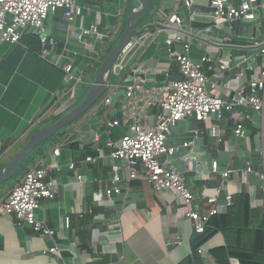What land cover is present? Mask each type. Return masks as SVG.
Here are the masks:
<instances>
[{"label":"crops","instance_id":"crops-1","mask_svg":"<svg viewBox=\"0 0 264 264\" xmlns=\"http://www.w3.org/2000/svg\"><path fill=\"white\" fill-rule=\"evenodd\" d=\"M76 1L83 7L82 17L71 25L60 9L44 20L46 33L56 40L54 45L47 46L46 54H41V45L37 49L29 48L27 39L18 44L0 43V169L21 150L32 133L86 96L94 78V68L121 37L128 13L139 5V0ZM210 2L190 0L191 7L188 8L183 0H146V10L141 18L147 23L161 25L156 30L161 40L177 35L176 31L162 27L164 23L172 22V14L189 18V31H184L181 41L171 44L183 45L190 41L188 55L192 58L202 40H208L205 42L206 54L212 55L202 63V70L212 77L219 66L225 67L217 86L222 89V96L228 98L239 87L258 77L264 58L257 59L255 68L247 64L248 57L255 51L243 45L251 39L225 31L222 22H212ZM120 7L122 16L118 18ZM253 7L256 19L258 8L264 10V0H256ZM80 25L86 28L96 25L101 32L113 28L114 33L107 41L88 35L79 38L76 33ZM25 33L34 34L31 28ZM256 33L264 35V15ZM148 46L134 55L119 76L110 75V94L104 93L83 116L36 146L26 156L24 169L0 184L1 199L26 170L48 165L47 179L53 182L54 197L40 200L35 217L55 231L52 239L43 238L28 224H17L13 214L0 212V264L187 263L193 231L183 214L185 206L173 190L154 191L144 180H128L124 162L118 161L119 193L106 194L112 185L111 166L115 165L106 161L109 156L106 142L116 141L128 132L127 124L123 122L108 125L109 121L121 116L125 86L135 79L147 88L163 86L179 77L174 60L178 51L172 49L171 62L163 63L151 55L154 42ZM64 63L72 64L71 71L75 76L83 75L79 91L66 79L61 68ZM241 110L248 112L237 106L223 111L220 117L209 114L203 120L205 129L195 130L197 136L203 138L204 144L219 143L228 147L237 139L233 128ZM155 112L154 107L147 110L149 121ZM190 121L191 128L196 129L198 121L193 118ZM244 124L246 135L241 139L248 148H254L258 144L259 124L253 117ZM212 127L219 129V139L210 133ZM56 148L58 153L54 154ZM88 157L90 161L86 160ZM165 162L173 166L174 160L168 156ZM71 163L73 169L69 168ZM77 175L82 179L78 180ZM184 175L194 194L192 208L201 215H206L213 207L207 201L210 197L216 196V205L220 206L226 205V196L232 199L247 194L251 227L264 229V190L249 184L242 172L230 171L226 177L214 172L195 179L188 167ZM120 193H124L121 202L116 200ZM113 227L117 233L110 230ZM175 236H181L183 241L167 244ZM228 238L232 239L230 235ZM225 245V236L217 231L200 248L209 254L212 249ZM51 247H56L55 252L47 251ZM228 264L241 263L237 257H229Z\"/></svg>","mask_w":264,"mask_h":264},{"label":"built area","instance_id":"built-area-1","mask_svg":"<svg viewBox=\"0 0 264 264\" xmlns=\"http://www.w3.org/2000/svg\"><path fill=\"white\" fill-rule=\"evenodd\" d=\"M255 1L240 0V6L237 7L225 3L224 0H211V21H228L235 24L240 21L253 20L255 16L253 3ZM183 3L188 8L191 7L190 0H183ZM59 9L69 25L75 19L82 17L83 7L76 0H0V43L18 44L26 30L31 28L39 39L41 54H46L47 46L54 45L56 40L46 33L44 20L49 14L55 13ZM120 16H122V7L118 10V18ZM171 18L172 22L175 23H164L162 26L164 29L177 32L174 38L166 40L168 44L173 41H181L182 35L185 33L180 26L182 18L177 13L172 14ZM208 28L210 27L208 26ZM78 29L76 35L79 38L88 35L107 41L114 33L113 28L101 32L96 25H90L88 28L80 25ZM202 41L205 43L208 40ZM190 43L189 41L183 44L187 52ZM243 47L254 51H264V40H253L244 44ZM207 59L208 57L205 56L201 59V64H196L188 53L176 54L174 60L178 66L179 77L169 85L147 88L137 79L127 84L125 86V100L120 107L121 116L109 121L108 125L115 126L119 122H123L127 124L128 132L116 141L108 140L106 142L109 155L124 162L128 180H144L152 186L154 191L170 189L175 192L180 202L185 206L183 214L189 219L192 231L195 233H201L209 216L217 212V197L207 199L209 203L213 204V207L206 215H201L192 208L194 194L187 183L186 176L177 172L173 167L167 169L166 158L176 151L177 146H166L164 140L166 135L172 131L174 122L190 118L203 121L215 110L218 111L217 116L220 117L223 111H230L239 106L244 109H251L260 117L258 137H262L264 134V66L256 79L239 87L230 97L224 98L222 89L217 86V82L225 67L219 66L212 77H209L202 70V63ZM97 66L94 68V75L98 69ZM61 68L71 85L83 82V75L75 76L72 73L71 63H64ZM111 86L112 84L105 91L107 95L112 91ZM151 107L156 108L155 127L150 126L147 113ZM251 118L249 112L238 111L237 121L233 128V133L237 138L245 137L244 121L251 120ZM210 133L219 139V129L212 127ZM188 144H191V141L184 142V145ZM53 153L57 154L58 149L56 148ZM163 155H166L164 160L161 159ZM86 160L90 161L91 158L88 157ZM73 167L72 163L69 164L70 169ZM118 168V165L111 166L113 172L112 185L106 190L107 196L111 192L119 193L117 187L119 181ZM49 169L48 165L29 168L19 182L0 199V212L13 214L17 224H28L39 236L52 239L55 231L35 217V211L39 207L40 200L43 198L49 200L54 197L53 182L47 179ZM229 172H223L221 175L226 177ZM242 174L246 176L247 171H243ZM260 178L264 179V176L260 175ZM77 179L81 180L82 176L77 175ZM262 189L264 190V187ZM225 199L226 206L230 205L231 198L226 196ZM68 223L69 219L66 217V226ZM182 241L181 236H175L173 240H168L167 244H179ZM55 250L56 247H51L47 251L55 252ZM196 252L201 256L204 264H216L212 256L200 247L196 249Z\"/></svg>","mask_w":264,"mask_h":264},{"label":"water","instance_id":"water-1","mask_svg":"<svg viewBox=\"0 0 264 264\" xmlns=\"http://www.w3.org/2000/svg\"><path fill=\"white\" fill-rule=\"evenodd\" d=\"M224 2L237 7L240 6V0H224ZM145 10L146 0H139V5L132 9L125 18V27L121 37L101 60L93 81L89 84L86 96L75 106L55 116V120L31 134L21 150L0 169V184L13 176L26 156L36 146L51 138L55 132L64 126L83 116L111 84L110 75L119 76L121 71L130 64L134 55L141 49L147 48L148 45L154 42L155 46L151 50V55L163 63L171 62L172 49L178 51L179 54L188 53L182 44H168L165 39H159L156 30L161 25L145 22L141 18ZM258 11L259 16L254 20L240 21L235 25L228 21L220 24L225 31H233L236 35L251 39V41L264 40V35L256 33L257 25L262 21L264 15L262 7H259ZM177 15L180 16L179 13ZM180 26L182 30L188 32L189 18H182ZM211 55L206 54V44L202 43L196 48L195 55L191 59L194 63L201 64L203 57H211ZM258 58H264V51L257 50L253 52L248 57L247 64L255 68ZM248 112L256 123H260L259 116L251 109H248ZM217 113L218 111L215 110L210 114L211 116H217ZM190 122V119L175 121L172 131L166 135L164 144L167 146L168 143L175 142L177 146L176 151L171 155L174 160L173 166L170 163L167 165V169L173 167L177 172L184 174L190 167V170L194 173V178L199 179L202 174L223 173L230 167V171L234 172L247 171L246 177L249 184L264 187V179L260 178V175L264 176V134L262 137H258V144L254 145V148H248L240 138H237L228 147L225 145L221 146L219 143L204 144L203 138L198 137L195 130L205 129V123L198 121L196 129H192ZM155 123L156 115H153L150 120V126L155 127ZM186 141H191V144L184 145ZM165 158L166 155L161 157L162 160ZM106 161L110 164H118L117 158L110 155L106 157ZM187 183L190 187L188 180ZM123 195L124 193L117 195L116 200L121 202ZM226 210V205L217 206V212H226ZM110 230L113 233H117L116 227Z\"/></svg>","mask_w":264,"mask_h":264},{"label":"trees","instance_id":"trees-1","mask_svg":"<svg viewBox=\"0 0 264 264\" xmlns=\"http://www.w3.org/2000/svg\"><path fill=\"white\" fill-rule=\"evenodd\" d=\"M25 39H27L26 43L29 48H39V39L35 34L26 35L24 33L20 40L25 42ZM24 167L25 161L15 175ZM250 219L251 209L247 194L232 198L226 213L216 212L209 216L204 230L201 233L193 232L190 239L191 255L186 264H204L196 249L217 231L225 236L226 245L210 251L209 254L216 264H228L229 257H237L241 264H264V229L251 227ZM229 235L231 240L228 238Z\"/></svg>","mask_w":264,"mask_h":264},{"label":"rangeland","instance_id":"rangeland-1","mask_svg":"<svg viewBox=\"0 0 264 264\" xmlns=\"http://www.w3.org/2000/svg\"><path fill=\"white\" fill-rule=\"evenodd\" d=\"M76 86H77V87H76V88H77V91H79L80 88H81V86H82V83H78V84H76ZM73 90H76V89H73ZM73 90H72V91H73ZM257 143H258V139H257ZM9 183H11V181H8V184H9Z\"/></svg>","mask_w":264,"mask_h":264}]
</instances>
